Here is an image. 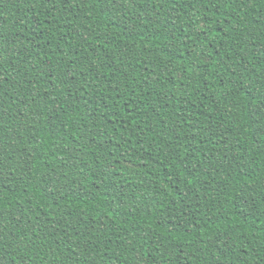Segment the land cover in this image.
Instances as JSON below:
<instances>
[{
  "label": "trees",
  "instance_id": "1",
  "mask_svg": "<svg viewBox=\"0 0 264 264\" xmlns=\"http://www.w3.org/2000/svg\"><path fill=\"white\" fill-rule=\"evenodd\" d=\"M0 264H264V0H0Z\"/></svg>",
  "mask_w": 264,
  "mask_h": 264
}]
</instances>
